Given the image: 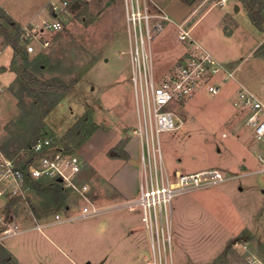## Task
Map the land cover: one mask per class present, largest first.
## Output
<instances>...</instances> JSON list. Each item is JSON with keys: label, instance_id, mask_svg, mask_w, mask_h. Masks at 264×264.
Wrapping results in <instances>:
<instances>
[{"label": "rangeland", "instance_id": "obj_1", "mask_svg": "<svg viewBox=\"0 0 264 264\" xmlns=\"http://www.w3.org/2000/svg\"><path fill=\"white\" fill-rule=\"evenodd\" d=\"M51 1L0 0V145L9 141L14 151V144L51 136L83 160L80 179L89 184L99 203L123 201L115 199L116 190L106 175L122 165L119 160L110 161L127 153L126 145L133 137L139 139L135 93L133 86L125 87V81L129 85L132 81L124 0H71L69 13L62 17L63 29L44 32L43 41L48 44L38 43L34 52H28L29 60L39 55L43 64L30 71L43 82L55 81V87L45 95H30L20 88L14 42L21 52L28 51L20 44V28L49 21ZM184 1L198 15L193 22L200 18L193 35L236 72L235 79L227 81L219 94L202 88L175 106L184 125L160 134L164 162L171 175L219 168L235 177L173 199L167 261L249 264V252L241 246L244 241L264 259V171L259 163L264 141L254 139L253 128L246 124L247 112L235 107L233 99L237 81L264 97V0H229L226 6L218 4L219 0ZM185 11L172 5L170 14L176 18ZM250 13H257L263 23L257 25ZM176 30L168 32L166 28L152 40L154 68L160 77L174 69L182 53L188 51L185 42L184 51L180 48ZM23 61V57L18 59L19 64ZM65 89L62 99L55 101ZM23 105L30 111L28 115ZM133 156L129 167L118 174L130 189L137 177L133 172L141 157L140 142ZM44 201L43 194L35 190L27 200L0 199V245L27 238L24 234L3 236L12 216L23 229L34 217L46 222L54 219L57 211L64 216L78 211L79 198L69 190L64 192L65 207L46 210ZM126 220L131 221V227L126 226ZM53 230L69 235L62 248L70 250L81 264H96L98 258L104 264H153L151 236L137 211L121 208L62 222L45 231L52 235ZM37 235L32 233L34 242L39 243ZM1 255L7 258L2 251ZM51 257L59 264H70L57 253ZM15 262L14 257L6 263L0 258V264Z\"/></svg>", "mask_w": 264, "mask_h": 264}, {"label": "built area", "instance_id": "obj_2", "mask_svg": "<svg viewBox=\"0 0 264 264\" xmlns=\"http://www.w3.org/2000/svg\"><path fill=\"white\" fill-rule=\"evenodd\" d=\"M227 2L219 0L221 5ZM70 3L71 0H53L49 3V21L42 25H23L18 34L21 46L32 53L38 43L47 45L42 34L63 29L62 17L69 13ZM124 8L138 117L135 132L141 144L142 176L137 196L112 204L99 203L91 194L89 184L80 179L83 160L45 134L39 136L27 151L26 167L21 165L20 159L8 156L0 145V199L27 200L34 184L41 181H58L64 189L75 193L79 198L76 213L64 216L57 211L54 219L46 222L34 217V227L41 231L51 225L95 217L121 208L137 211L151 236L153 264H168L173 199L192 189L215 187L235 176L219 168L171 175L164 162L160 134L181 129L184 125L176 105L189 100L202 88L211 94H219L227 81L235 79L236 69L219 61L193 39L190 30L177 24V39L187 44L188 51L180 57L174 69L160 77L154 68L152 40L165 29L170 17L154 0H124ZM2 87L0 84V90ZM233 104L247 112L246 124L253 128L254 139L264 141V97L237 81ZM259 160L264 171V155H260ZM21 231L20 222L12 216L3 236ZM241 246L249 252V264H264V259L252 252L247 241Z\"/></svg>", "mask_w": 264, "mask_h": 264}, {"label": "crops", "instance_id": "obj_3", "mask_svg": "<svg viewBox=\"0 0 264 264\" xmlns=\"http://www.w3.org/2000/svg\"><path fill=\"white\" fill-rule=\"evenodd\" d=\"M158 5H160V7L167 13V15L170 17L171 21L168 22L165 26L168 29V32L172 31L173 29L176 30V26L178 25H182L184 27V29L190 30L191 36L193 37V39L200 43L199 40L196 38V36L193 35V28L196 25L197 21L200 19H197L193 22V19L195 17H197L198 15H196L197 13L195 12V10H193L191 7V5H189V3H187L184 0H154ZM229 2V0H228ZM228 2L225 5H221L218 1V4H220L221 6H226L228 4ZM175 5L180 6L182 9H186L185 12H183V14L179 17H172L171 16V6ZM237 6V5H236ZM125 11V9H124ZM193 22V23H192ZM178 28V27H177ZM178 32V29L176 30V34ZM180 43V48L182 49V51H184V44ZM201 44V43H200ZM202 45V44H201ZM129 48H130V41H129ZM184 54V52L182 53V55ZM178 62V60H177ZM176 62V64H177ZM129 68H130V74H131V57H130V61H129ZM129 81H125V87L127 88L128 86L132 87V84L129 85ZM139 144V139H137L136 137H133L132 140H130L127 145H126V150L127 153L124 156H121L120 158H116L111 160L110 162H114V161H121L122 165H117L116 171H114L112 174H108L106 175L107 180L109 181L110 184H112V186L115 188L116 190V194H115V199L116 200H123V199H127V198H132L137 196L138 192H139V185H140V181H141V176H142V162L138 161V167H137V171L133 172L134 177H135V181H134V186L132 187V189H130L129 187L126 186V184H124V181L122 179L121 176H119V172L125 167H129V162H131V160H133V158H135L133 156V151L137 150V145ZM260 165L261 162L259 161ZM203 169H207V168H203ZM202 170V169H200ZM261 170V167H260ZM198 171V170H197ZM262 171V170H261ZM239 175H245V174H239ZM139 213V212H138ZM131 216V215H130ZM141 219V218H140ZM129 222H131L130 220H126V226H132ZM55 225H59V224H55ZM53 226V225H51ZM50 227V226H48ZM46 227L43 231L38 230L34 227V222L29 225L26 226L22 229L21 232L17 233V234H13V235H19V234H24L27 236V238H25V240L21 243H13L10 245H5L6 249L13 255V257L16 260V264H59L58 261H55L53 259V257H51L53 254L57 253V255L66 258V260L70 263V264H81L78 260H76L73 256L70 255V250L67 251L65 248H62V245L66 244V241L69 237V235H64V234H60L58 235L55 234V230H53L51 233L52 235H49L45 230L48 228ZM37 232V233H35ZM32 233H34L37 238V240H41V242H34V236H32ZM94 231L92 230L91 235H93L94 237ZM11 235V236H13ZM132 235V237H131ZM130 237L131 239H134L133 234H131ZM44 240V241H43ZM44 246H46V249L44 248ZM50 249V251H46ZM92 259V258H91ZM101 258H98L96 261V264H104L105 262L103 260H100Z\"/></svg>", "mask_w": 264, "mask_h": 264}, {"label": "trees", "instance_id": "obj_4", "mask_svg": "<svg viewBox=\"0 0 264 264\" xmlns=\"http://www.w3.org/2000/svg\"><path fill=\"white\" fill-rule=\"evenodd\" d=\"M243 1L246 2L247 0H243ZM250 15H251L253 21L257 25H261L263 23L262 17H259V15L257 13H252V14L250 13ZM14 45L16 48L14 61H15V63H17L19 65V66H16L15 68H16V72H17V77L19 78V81L21 84V86H20L21 91L28 92L30 95L35 94V93L36 94H43V95L47 94L49 92V89H51V86L53 88L55 87V85H54L55 81L52 83L43 82L42 80H40L39 77H37L35 72L30 71V68H32V67H33V69H41V67L43 66V64L40 60L41 56L38 55L34 59L29 60L28 52H26V53L24 51L21 52V49H20V47H18L17 42H14ZM20 57H23L24 61L19 64L18 59ZM66 92L67 91L65 89V91L61 92V94L59 93L60 94L59 96L56 95L57 97H56L55 101L58 102L60 99H62V96H64ZM23 110H25L26 115H28L30 112L28 109H26L25 105H23ZM34 141H26V142H23V143H20L17 145L14 144V151L10 150L9 141H7L3 145H1V147L6 152V154L8 156H10L12 158L15 157L17 159H20L21 165L23 167H26V164H24V161L26 160L25 158H28V155H29V154L27 155V151H29V148L31 147V145L33 144ZM25 152H26V154H25ZM25 155H27V157H25ZM33 190L43 194V197L45 198L43 207L46 210L51 209V208L54 209V208H61V207L66 206V205L64 206V204H63L64 192L66 189H64L63 186L61 185V183L58 181L37 182L34 184ZM1 251H2V253L3 252L6 253L7 258L2 257L3 255H1ZM0 258L2 259L3 263H6V261L12 260L13 255L3 245H0Z\"/></svg>", "mask_w": 264, "mask_h": 264}, {"label": "water", "instance_id": "obj_5", "mask_svg": "<svg viewBox=\"0 0 264 264\" xmlns=\"http://www.w3.org/2000/svg\"><path fill=\"white\" fill-rule=\"evenodd\" d=\"M239 6L237 5V8H238Z\"/></svg>", "mask_w": 264, "mask_h": 264}]
</instances>
